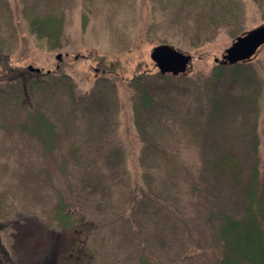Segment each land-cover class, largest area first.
I'll use <instances>...</instances> for the list:
<instances>
[{
	"label": "rangeland",
	"instance_id": "obj_1",
	"mask_svg": "<svg viewBox=\"0 0 264 264\" xmlns=\"http://www.w3.org/2000/svg\"><path fill=\"white\" fill-rule=\"evenodd\" d=\"M46 13L62 15L59 47L26 23ZM258 25L264 0H0L5 264H136L141 245L152 264H214L222 213L238 217L243 201L228 177L208 175L209 161L231 153L245 177L264 172V44L249 71L212 70L234 27ZM160 43L191 60L183 75L148 78L143 141L127 82L158 71L149 53ZM11 65L63 77L25 93ZM35 109L45 131L33 129ZM61 199L81 233L54 217Z\"/></svg>",
	"mask_w": 264,
	"mask_h": 264
},
{
	"label": "trees",
	"instance_id": "obj_2",
	"mask_svg": "<svg viewBox=\"0 0 264 264\" xmlns=\"http://www.w3.org/2000/svg\"><path fill=\"white\" fill-rule=\"evenodd\" d=\"M61 20L62 15L55 18L50 13L34 14L26 18V23L32 32L39 33L46 38L50 48H56L61 45ZM238 34V27H234L230 31L232 37ZM247 60L234 63L216 62L212 73L214 76L222 75L226 72H230L233 75H241L251 69L246 62ZM7 70L11 71L12 77L14 74L20 76L17 82L18 88L30 94L42 82L45 83L46 78L48 80H57V78L63 77V75L57 77L49 72L43 75L41 73L25 72L22 68L12 65L8 66ZM166 76H169V74H162L158 71L151 75L146 72H139L132 75L127 82V85L132 90H135L133 97L134 121L137 132L143 141L148 139L144 113L151 111L155 101L154 94L148 86V78H165ZM72 86L68 87L70 97L78 98L82 101L84 96L77 95ZM29 118H31L34 130L45 131L43 129L46 126V118L42 113H39L38 109H35ZM208 172V175L214 174L219 177H228L238 189L243 201V208L238 217L233 218L225 212L222 213V221L217 228V244L213 252L214 264H264V172L253 166L250 174L245 177L236 155L231 153L217 155L209 161ZM54 210V217L63 228L73 234L79 231L81 233V222L73 218L72 213L70 214L67 205L62 199L54 205ZM72 249L81 250L75 244H73ZM3 252L0 245V264H5L6 261L2 255ZM76 261L79 262L80 259ZM136 264H152V255L144 245H141Z\"/></svg>",
	"mask_w": 264,
	"mask_h": 264
},
{
	"label": "water",
	"instance_id": "obj_3",
	"mask_svg": "<svg viewBox=\"0 0 264 264\" xmlns=\"http://www.w3.org/2000/svg\"><path fill=\"white\" fill-rule=\"evenodd\" d=\"M264 44V25H258L242 34H238L224 49L221 58L215 62L234 63L250 58L257 49ZM149 56L155 63L160 73L172 75L184 74L188 68L191 56L182 50L167 44L160 43L150 49ZM59 58L60 55L57 54ZM29 69L38 71L39 68L28 66Z\"/></svg>",
	"mask_w": 264,
	"mask_h": 264
}]
</instances>
